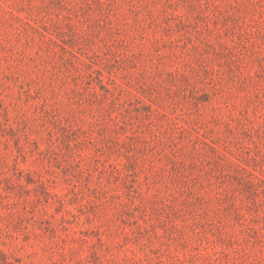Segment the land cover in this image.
I'll return each mask as SVG.
<instances>
[{
    "label": "rangeland",
    "instance_id": "374dc122",
    "mask_svg": "<svg viewBox=\"0 0 264 264\" xmlns=\"http://www.w3.org/2000/svg\"><path fill=\"white\" fill-rule=\"evenodd\" d=\"M0 264H264V0H0Z\"/></svg>",
    "mask_w": 264,
    "mask_h": 264
}]
</instances>
